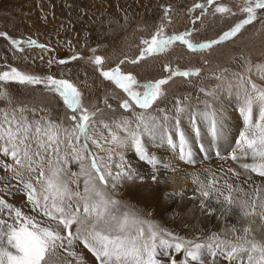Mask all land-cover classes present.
I'll use <instances>...</instances> for the list:
<instances>
[{
    "label": "snow or ice",
    "instance_id": "obj_1",
    "mask_svg": "<svg viewBox=\"0 0 264 264\" xmlns=\"http://www.w3.org/2000/svg\"><path fill=\"white\" fill-rule=\"evenodd\" d=\"M236 8L243 18L217 39L194 42L191 30L170 34L161 23L149 38L141 39L135 58L125 57L107 69L103 67L102 57L89 59L104 80L125 94L119 102L120 108L132 111L138 107L146 112L165 96L164 86L174 78L198 76L200 69H181L169 63L164 65L167 75L163 78L140 82L121 65L138 64L169 52L176 44L192 53H203L236 37L246 26L264 17V0H240ZM210 9L213 16L237 15L223 0H202L189 9V12L200 10L193 23ZM169 12L170 9L165 8L164 18L170 23ZM0 36L7 37V33L0 32ZM11 43L17 47L21 43L36 45L31 39L26 42L13 39ZM79 58L71 57L72 60ZM251 74L258 75L264 82V64L253 65L246 60L244 71L235 74L243 129L234 139L230 159L240 161V170L206 168L193 177L202 210L207 214L218 212L220 219H226L238 209L241 219L204 239H186L157 224L150 211L135 209L115 197L122 181L142 179L122 153L119 163L113 161L117 147L127 144L141 161H147L154 168L160 163L142 140L144 135H155L154 117L141 112L136 114L135 129L126 118L113 122V127V124L96 120L101 109L87 106L83 92L70 79L52 75L42 78L15 67L0 72V82L43 85L45 90L59 97L66 110L63 120L57 122L47 108L27 105L0 108V157L11 161L0 159V168L10 173L11 179L19 185L10 186L5 182L0 187V264H60L62 259L63 264H86L83 254L73 248L77 243L94 257L96 264H164L162 257L168 258V264H217L221 258L227 264H264V83H258ZM0 99L8 100L11 105L6 90H0ZM104 104L112 108L107 99ZM208 109L205 101V110L192 117L193 138L200 136L201 129L196 122L201 117L207 120L212 138L219 139L223 135L218 115ZM184 111L178 100L176 112ZM179 123L177 120L173 135L161 139L178 150L179 159L193 164L192 144ZM117 130L127 135L122 137ZM199 151L207 153L209 149L201 144ZM244 158H251L252 162ZM72 165L78 166V170L72 171ZM113 168L118 170L113 171ZM252 174L262 182L257 184ZM152 179L155 181L156 176ZM12 190L24 196L25 206H30L36 215H29L8 202L5 196ZM253 217L256 219H251ZM173 252L182 254L183 258L177 260ZM61 253L72 259H65Z\"/></svg>",
    "mask_w": 264,
    "mask_h": 264
},
{
    "label": "rangeland",
    "instance_id": "obj_2",
    "mask_svg": "<svg viewBox=\"0 0 264 264\" xmlns=\"http://www.w3.org/2000/svg\"><path fill=\"white\" fill-rule=\"evenodd\" d=\"M197 2H202V0H0V32L7 33V37L0 36V72L15 67L24 73L42 78L52 75L56 78L70 79L83 92V99L87 106L101 109L96 117L97 121L113 124V122L126 118L131 123V127L135 129L136 114L144 112L146 116L155 118L156 128L154 136L144 135L142 140L147 143L152 141V144L157 138L164 141L161 139L162 136L175 133L177 120L180 121L179 127L182 130H193L192 117L205 110V101L209 105L208 110L215 112L219 119L222 118L220 113L223 111L237 112L240 102L235 74L244 71L246 60H250L253 65L264 64V17L246 26L236 37L214 45L203 53H192L185 46L176 44L169 52L147 58L138 64L126 62L121 65L125 72L133 73L140 82L163 78L167 75L164 65L169 63L181 69H200L198 76L174 78L164 86L165 96L146 112L138 107L132 111L120 108L119 102L125 98V94L111 82L104 80L89 58L87 60L83 58L88 57L89 54L92 55V52L98 53L104 60L103 67L107 69L114 67L125 57L135 58L139 54L141 39L149 38L161 23L165 25L166 31L170 34L191 30L193 41L203 42L217 39L224 31L243 18L236 8L240 0H223L224 3L233 7L234 11H237L236 16H213L210 9L207 15L193 23L196 16L200 15V10L189 12V9ZM165 8L170 9V23L164 18ZM13 39L23 42L31 39L36 41V45L29 46L27 43H21L17 47L11 43ZM39 45H44V47H39ZM73 56L80 58L72 60ZM60 60L68 62L60 64L58 62ZM251 75L258 83H264L259 80L258 75ZM217 77L220 78L217 79ZM229 84L232 85L231 88L228 87ZM0 90H6L11 100V105H9L8 100L0 99V108L16 105L47 108L57 122L63 120L66 111L63 102L57 95L45 90L43 85L0 82ZM138 91L143 90L138 89ZM206 93H214V95H206ZM105 99L112 105V108L104 104ZM178 100L185 109L183 113L176 112ZM222 121L226 120L222 118ZM227 122H230V127L228 130L223 128L222 135V147L225 151L218 150L222 147L217 146L215 150L211 149V153L199 155L197 150L195 156L197 161L192 165L194 173L202 174L206 168L213 169L215 164L221 160L227 168L231 167V164L240 167V161H231L230 154L235 148L234 139L238 138L239 131L243 129V118L241 116L240 120L234 123L230 117ZM232 124L234 125L233 130H231ZM196 126L201 129L199 137L193 138L192 133L185 132L190 142H202L207 145H205L206 148L214 147L212 143L214 138L208 133L207 120L201 117L197 120ZM117 131L122 137L127 135L122 131ZM105 135H107L106 131ZM149 137H152V140H149ZM152 144L145 146L148 150L153 149L151 151L154 154L151 155L160 161L157 166H163L168 156L158 155L159 150L155 149L156 145L153 147ZM128 147L130 146L126 144L116 148L113 154L115 163L120 162V154L123 152L125 159L128 157L129 152L125 150ZM216 150L220 156L216 155ZM221 157H228V159ZM136 158L137 162H142L138 156ZM0 159L11 163L10 159L4 157ZM244 159L252 162L251 158ZM168 163L169 161L164 164L167 168ZM77 170L78 166L72 165V171ZM117 170L113 168V171ZM252 175L256 183L262 182L255 174ZM143 176L151 178L148 174ZM0 177H4L0 180V187H3L5 182L10 186L19 187L17 182L11 179V174L5 172L3 168H0ZM138 177L142 176L138 174ZM140 180L143 179L138 178L127 182H142ZM123 188H117L116 199L122 201L123 204L134 206L135 209L150 211L151 218L161 227H163V221L157 217L156 208L159 207V200L165 199L166 205L160 211L159 216L164 217L170 223L171 227L168 226V230L186 239H193L186 237L191 224L184 223L189 221L176 213L180 202L178 198L187 195L186 188L180 191L170 190L161 196L149 191L148 188H142L137 192L124 191ZM123 194L128 197V200ZM5 198L9 203L21 207L27 214L36 215L30 206H25L26 200L21 193L12 190L11 194L6 195ZM143 198L148 199L154 208L147 205L143 207L133 201ZM214 214L217 215L218 212ZM236 215L240 220V212ZM37 219H42V217L37 216ZM220 223L210 216L205 220L201 219L195 235L200 234L202 237L198 239H204L211 233H220L226 225ZM73 248L77 253L83 254L86 264H96L94 257L83 248L82 244L77 243ZM61 256L68 260L72 259L64 253H61ZM172 256L177 260L183 258L182 254L175 252ZM162 259L164 264H168L167 257H162ZM218 260L223 261L222 258ZM60 264H63V259Z\"/></svg>",
    "mask_w": 264,
    "mask_h": 264
},
{
    "label": "bare ground",
    "instance_id": "obj_3",
    "mask_svg": "<svg viewBox=\"0 0 264 264\" xmlns=\"http://www.w3.org/2000/svg\"><path fill=\"white\" fill-rule=\"evenodd\" d=\"M94 53L95 52H92L91 56H96V54H94ZM220 114L222 115V118H224L226 120L225 122H223L222 118L220 117L223 128L227 129V130L230 127V122H227L230 117H232V121L235 123V122L239 121L241 116H242L240 111H239V108L237 109V112L227 113V112L223 111ZM233 129H234V125L232 124L231 130H233ZM189 131L190 130H185V132L187 134H191L192 130L190 132ZM147 140H148V138H147ZM149 140H152V137H149ZM198 141H200V140H198ZM212 143H213L214 147H211V146L208 147V149H210V151H208V152H210V153H211V149L215 150L217 148V146H219V147L223 146V137L221 136L219 139H213ZM149 144H152V141H151V143L145 142L146 146ZM191 144H192V149H193V153H194V160L196 162L197 159L195 158V156H196L197 150L199 152V155L202 153H205V152L199 151V149H200L201 144H203V145H206V144H204L202 142H195V141H192ZM152 145H153V147H155V145H156L155 149L159 150L158 155L162 154V157H165L166 155L168 156V158H167L168 159L167 162L169 161L168 168L164 166V164L167 163L166 161H164V164H162L163 166H157L156 168H154L153 165L147 163V161H142L144 164L140 161L137 162V158H136L137 155L135 154L134 149L131 147L125 148V150L127 152H129V155L126 158V160L130 162V164L132 165V167H133L134 171L137 173V175L140 174L142 176L143 180H140L142 182L122 181L120 186H119L121 189L124 186V188H123L124 191L137 192V191L141 190L142 188H148L149 191L156 192L159 196H161V194H163L164 192H168L170 190L176 189V190L180 191V190L186 188L187 195L185 197L178 198V200L180 202H179V205H177V208H179V209L176 213L180 214L184 219L189 221V222H184V223L191 224V228H189V230L187 231L186 237H188V238L198 239L199 237H202V235H200V234L195 235V233H196L195 231H197L198 223L201 221V219L205 220L208 218V216L213 218L215 221H220L222 223V225H225V224L229 225L232 223H236L239 220V218L236 215L237 213L239 214L238 210H234V213L230 214L226 219H220L219 213L217 215L214 213L207 214L204 210H202L200 208L199 193L196 190L197 185L193 183V177H194V175H196V173L193 172V168H192L193 164H188L184 160L179 159L178 150L173 149L165 141H160V138H157L156 140H154ZM120 150H119V152H121ZM122 150H124V149H122ZM151 150H153V149H151ZM151 150H149L150 154H154ZM218 150H221L222 152L225 151L223 149V147L219 148ZM218 150H216V152ZM126 155H127V153H126ZM202 157H204V156H202ZM231 167L236 168L237 170H240V167H238L234 164H231ZM221 168H224L225 170L227 169L223 160L217 162L212 170L218 171ZM144 174H148L151 178H146V176H143ZM153 175L156 176L155 181L152 179ZM123 196H125V198L128 200V197L125 194H123ZM196 196H197V198H196ZM133 201L138 203L139 205H141L143 207H145V205H147L149 207L154 208L152 203H150V201L146 198L134 199ZM213 204H214V202H213ZM165 205H166L165 199L159 200V207L156 208V210H157V214H158L157 217L163 221V227L168 230V226H170V223L164 217L159 216L160 211L165 207ZM214 206L218 207L215 204H214ZM176 213H175V216H176ZM176 220L179 223H182V221H180L179 219H176ZM237 226H239V225H237ZM190 233H192V234L189 235ZM217 264H227V262L217 260Z\"/></svg>",
    "mask_w": 264,
    "mask_h": 264
},
{
    "label": "flooded vegetation",
    "instance_id": "obj_4",
    "mask_svg": "<svg viewBox=\"0 0 264 264\" xmlns=\"http://www.w3.org/2000/svg\"><path fill=\"white\" fill-rule=\"evenodd\" d=\"M230 42H231V41H230ZM227 44H228V43H227ZM95 54L98 55V53H95ZM90 56H91V55L89 54V56H88V57H84L83 60H87L88 58H90ZM89 60H90V59H89ZM90 62H91V61H90Z\"/></svg>",
    "mask_w": 264,
    "mask_h": 264
},
{
    "label": "water",
    "instance_id": "obj_5",
    "mask_svg": "<svg viewBox=\"0 0 264 264\" xmlns=\"http://www.w3.org/2000/svg\"><path fill=\"white\" fill-rule=\"evenodd\" d=\"M96 56H98V55H96ZM90 57H92V56H90ZM91 61V60H90ZM112 84V83H111ZM114 85V84H113ZM115 86V85H114Z\"/></svg>",
    "mask_w": 264,
    "mask_h": 264
}]
</instances>
